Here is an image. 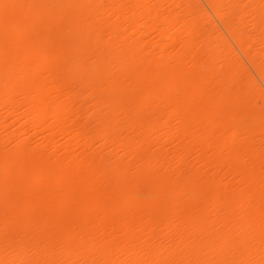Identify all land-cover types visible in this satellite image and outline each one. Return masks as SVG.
<instances>
[{"label": "bare ground", "instance_id": "obj_1", "mask_svg": "<svg viewBox=\"0 0 264 264\" xmlns=\"http://www.w3.org/2000/svg\"><path fill=\"white\" fill-rule=\"evenodd\" d=\"M0 264H264V0H0Z\"/></svg>", "mask_w": 264, "mask_h": 264}, {"label": "rangeland", "instance_id": "obj_2", "mask_svg": "<svg viewBox=\"0 0 264 264\" xmlns=\"http://www.w3.org/2000/svg\"><path fill=\"white\" fill-rule=\"evenodd\" d=\"M200 1H201V0H200ZM202 2H203V1H202ZM202 2H201V3H202ZM202 4H204V3H202ZM204 5H205V4H204ZM205 7H206V6H205ZM209 12H210V11H209ZM243 61H244V59H243ZM244 62H245V63H246V65H247V62H246V61H244ZM88 65H89V66H91L92 64H91V63H89ZM247 66H248V68L250 67L249 65H247ZM249 70L252 72V70H251V69H249ZM252 73L254 74V72H252ZM38 142H39V138H35V140H33V145H34V144H36V145H37V144H38ZM169 146H170V148L172 147L171 145H169ZM95 148H96V146H95ZM120 158H121V157H120ZM112 159H114L113 161H118V159H119V158H117V160H116V158H112ZM191 161H192V159H191Z\"/></svg>", "mask_w": 264, "mask_h": 264}]
</instances>
